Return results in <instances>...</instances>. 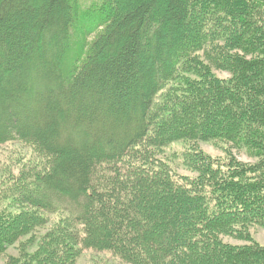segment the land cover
Here are the masks:
<instances>
[{
	"label": "trees",
	"instance_id": "trees-1",
	"mask_svg": "<svg viewBox=\"0 0 264 264\" xmlns=\"http://www.w3.org/2000/svg\"><path fill=\"white\" fill-rule=\"evenodd\" d=\"M16 141L32 156L0 180L6 264H264V0H0ZM176 143L194 176L158 157Z\"/></svg>",
	"mask_w": 264,
	"mask_h": 264
},
{
	"label": "rangeland",
	"instance_id": "rangeland-1",
	"mask_svg": "<svg viewBox=\"0 0 264 264\" xmlns=\"http://www.w3.org/2000/svg\"><path fill=\"white\" fill-rule=\"evenodd\" d=\"M216 74L221 78L230 77V73L227 71L216 70ZM199 146L202 150L212 156L223 157L225 154L226 146L221 144H214L210 142H200ZM187 147L186 144L176 143L167 147L163 153H160L158 157L167 161L174 169L180 174L194 176L190 170H188L181 162L180 159L174 157L177 153H181ZM232 152L235 154L239 161L245 163H255L257 161L256 157L249 155L245 149L233 148ZM32 156V151L26 145L14 142L13 144H5L0 147V180L5 177V170H12L14 173L18 169L17 164L19 161H27ZM14 168V169H13ZM251 234L253 238L264 245V228L262 227H252ZM224 240L226 242L243 245L247 244L246 241L234 239L229 236H225ZM10 255H17L16 247L12 246L7 251ZM0 264H6V258H0ZM77 264H122L117 260L102 254L94 253L93 251H85L79 257Z\"/></svg>",
	"mask_w": 264,
	"mask_h": 264
}]
</instances>
